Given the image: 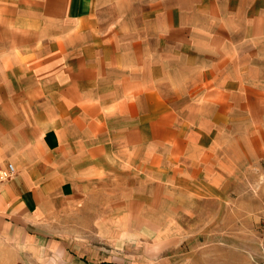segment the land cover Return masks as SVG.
Wrapping results in <instances>:
<instances>
[{
  "label": "crops",
  "instance_id": "obj_1",
  "mask_svg": "<svg viewBox=\"0 0 264 264\" xmlns=\"http://www.w3.org/2000/svg\"><path fill=\"white\" fill-rule=\"evenodd\" d=\"M240 128L264 151V0H0V166L16 167L0 212L14 224L120 169L190 181L189 152Z\"/></svg>",
  "mask_w": 264,
  "mask_h": 264
},
{
  "label": "rangeland",
  "instance_id": "obj_2",
  "mask_svg": "<svg viewBox=\"0 0 264 264\" xmlns=\"http://www.w3.org/2000/svg\"><path fill=\"white\" fill-rule=\"evenodd\" d=\"M248 132L192 149L190 181L120 169L78 202L47 200L15 224L0 212V264H264V151L235 141Z\"/></svg>",
  "mask_w": 264,
  "mask_h": 264
},
{
  "label": "built area",
  "instance_id": "obj_3",
  "mask_svg": "<svg viewBox=\"0 0 264 264\" xmlns=\"http://www.w3.org/2000/svg\"><path fill=\"white\" fill-rule=\"evenodd\" d=\"M15 173H16L15 165L8 162L4 167H0V181L9 180V178L13 177ZM259 245L264 255V231L262 232V235L260 237Z\"/></svg>",
  "mask_w": 264,
  "mask_h": 264
}]
</instances>
